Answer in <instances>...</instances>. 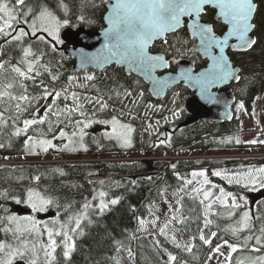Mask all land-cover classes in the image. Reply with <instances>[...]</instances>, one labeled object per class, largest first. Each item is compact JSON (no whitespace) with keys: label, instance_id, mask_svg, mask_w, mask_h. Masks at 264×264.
<instances>
[{"label":"trees","instance_id":"trees-1","mask_svg":"<svg viewBox=\"0 0 264 264\" xmlns=\"http://www.w3.org/2000/svg\"><path fill=\"white\" fill-rule=\"evenodd\" d=\"M9 5H16V0H1ZM58 0H25V4L35 8L37 5L46 4L61 21L67 19L69 26L84 28L87 31L96 32L103 28V16L106 12L105 3L101 0H63L67 5V12L57 7ZM257 5L253 20L257 42L255 48L246 54L235 55L241 65L236 64L241 70L238 83L231 85L230 90L238 103H241L248 117L252 118L254 102L261 95L264 105V0H255ZM27 11V8H23ZM212 11L206 10L202 21L213 25L217 34H222L223 26L215 23L211 18ZM32 15V14H29ZM6 19V17H5ZM32 23V21H31ZM0 25L2 22L0 21ZM17 22H13V28L6 31L12 32ZM26 25L30 29V22ZM5 35L0 34V49L5 54L2 59L15 60L14 56L4 49L31 48L34 52L32 58H36L34 71L28 73L31 79H23L13 72V66L9 61L0 64V91H6L10 96H28V101L12 100L9 96L0 98V158L6 160H27L25 142L28 137L36 139L48 138L51 131L43 124L30 127L26 133L14 135L20 128L22 119L36 110H41L44 102L51 100L56 112L66 111L67 97L70 91H76L80 110L91 115H104L105 120L112 119L109 104L113 100L119 101L122 106L121 113L123 125L134 127L136 134V150L142 142L146 152L159 149L175 150L184 149L186 155L198 154V151H211L213 153H228L232 150L244 148L237 146L234 136L239 134L241 127L237 118L230 123L218 124L201 122L195 125H184L188 115L184 108L185 99L190 95L183 86L175 87L167 92L164 99L154 100L148 92L147 86L137 77H132L134 85L129 78L123 75L120 69L109 68L101 76L93 71L79 74L72 69V61L63 58L61 53L54 50L53 46L41 41L28 42L27 37L23 43L17 46L11 41L3 42ZM4 43V44H3ZM5 47V48H4ZM153 53H160L169 61L171 68L183 62H189L196 69L203 68L205 61L194 50L192 41L185 29L175 35L167 37L166 43H158L153 48ZM39 73L37 75L36 73ZM94 79L87 80V76ZM55 77V79H53ZM11 83L12 88L5 85ZM23 83V87H21ZM47 88L52 95L51 99L44 98V89ZM134 91V99L131 100V92ZM61 96L56 98L55 93ZM130 93V95H126ZM93 96V97H92ZM92 99L89 103L87 99ZM101 100L107 105L106 110L101 109L95 100ZM105 100V101H104ZM19 103L22 110L16 108ZM74 107H76L74 103ZM49 109L47 111H49ZM179 113V115H174ZM147 123L148 128L142 130L138 120ZM62 120V119H59ZM255 148V147H254ZM258 148V147H257ZM109 148L99 151L98 154H109ZM197 152V153H196ZM96 156V157H104ZM213 157L209 160L193 159L186 161L167 162H138L116 163L104 162L89 164L74 163H45L46 159L36 165H20L17 168L0 167V243L10 245L12 248L21 247V240L27 243L29 249L33 241H38V264H44L45 257L40 245L44 237L25 234L21 239L12 231L5 232V228H14L15 225L7 221V217L15 215L17 204H23L24 197L29 190H33L45 199L52 201L46 210L55 213L52 221L59 226L66 225L69 234L75 242V250L70 259L63 257L62 236L55 237L58 247L55 253L54 264H126L119 258L120 253H131V264H207L217 247L222 244H230L237 247L232 252L228 264H250V259L264 256V247L257 245L255 237L261 235L260 229L264 227V198L255 201L251 206L247 203V189L241 187L234 180L228 186H223V179L213 177L216 172L224 173L230 167L246 170L253 164L261 165L264 162L252 160L218 159L223 155H207ZM56 161H59L58 159ZM53 162V161H51ZM29 168L34 169L30 171ZM193 171L207 173L212 176L213 185H206L202 191L194 196L185 195L178 200V208L173 215L178 216V229L190 242V251L173 245L169 239L161 234L152 233V238L137 235L139 223L145 221L150 215V208L160 205L165 200V195L177 194L181 196L187 188L188 180ZM213 173V174H211ZM35 177H39L36 180ZM36 181V184L32 182ZM223 186L224 192L230 194L228 204L232 197L240 205L237 209L225 208L217 203V186ZM246 190V192H244ZM204 191H210L211 196L204 199ZM104 192L103 200L108 207L101 212L99 193ZM235 196H232V195ZM19 199L21 202L16 203ZM117 199L115 205L111 200ZM249 199V198H248ZM85 203L89 207L85 210ZM212 207L209 209L208 205ZM86 211V218L81 219L80 228L75 232L74 218ZM229 212L232 214L229 215ZM244 212L251 216V228L233 234L231 229L238 227V221ZM32 214V213H31ZM36 221L51 222L33 214ZM40 220V221H39ZM211 221L206 225L205 221ZM182 221V222H181ZM46 224V223H45ZM82 232V235L80 234ZM215 233L213 236L212 234ZM201 236L210 243H205ZM252 236L245 245V238ZM46 237V235H45ZM253 248L260 250L253 251ZM7 251V249H6ZM163 253L175 257L168 262ZM31 256V253L28 252ZM3 254H0L2 257ZM20 259V258H19ZM26 260V257L24 259Z\"/></svg>","mask_w":264,"mask_h":264},{"label":"snow or ice","instance_id":"snow-or-ice-1","mask_svg":"<svg viewBox=\"0 0 264 264\" xmlns=\"http://www.w3.org/2000/svg\"><path fill=\"white\" fill-rule=\"evenodd\" d=\"M16 5L21 6L20 8L13 7L9 8L7 3H0V13L3 14L4 24L0 25V34L5 36L11 35V32L6 31L7 29L13 28V22H19L18 17L24 16L28 17L29 14H32V23L30 24L31 35L36 36L38 32H46L53 40L56 42H60L59 31L62 26L67 25V19L61 21L54 14V11L51 10L46 4L37 5L35 8L29 7L25 4V0H16ZM205 5H213L215 8L219 9V16H221L224 21H226L231 27L228 34L222 39L219 40L213 35V29L211 26L202 24L197 20H194L191 24L193 28V35L200 36L201 48L203 49L206 55L211 56V49L213 47L219 48L220 55L211 56L212 64L209 66L208 70L204 73H201L198 77H196V82L201 84L202 88H206L207 86L217 82L227 80L229 77L233 75L232 69L229 66L227 60L224 57V48L228 44L229 37L236 36L240 41L242 47L250 48L252 44L255 43V40L249 39V31L255 27L254 24L251 23L254 13L256 11L257 5L253 2V0H115V3L112 7V13L108 17L109 27L107 29L106 35L110 39V43L106 45L111 51L112 57L117 59V62H127L130 65H135L140 67L143 70H151L154 69L157 64L156 62L163 63V57L156 56L151 57L147 55L146 49L149 43L157 38H163L166 33L170 31H174L181 24V17L187 15L192 16L193 14L199 18L202 10ZM27 8V11H23V8ZM57 7L62 9L65 13L67 12V5L63 2V0H58ZM26 22V21H25ZM29 35L23 28L19 29L18 35L14 36L13 39L16 41H21L25 36ZM39 40L43 41L44 36L41 35L38 37ZM114 41V43H112ZM24 57L27 58L29 56H33L31 48H26L23 50ZM21 63L26 64L27 72L22 71L19 67H14L12 69L13 72L17 73L19 77L23 79H31L28 73L34 71V64L32 62H28L26 59L22 60ZM0 68H3V65H0ZM39 75V73H36ZM181 76H185L184 73ZM191 79V77H188ZM55 79V77H53ZM87 80L94 79L93 76L89 75L86 77ZM23 87V83L20 85ZM6 88H12L13 85L11 83L5 85ZM52 95L51 92L48 91L47 88L44 89V98L47 99L48 96ZM126 95H130V93H126ZM5 96H9L12 100H23L28 101L29 97L24 95L20 97L10 96V94L6 91H0V98ZM61 96L60 92L55 93V97L58 98ZM67 98V97H65ZM72 99L76 105L74 109H70L69 111H79L82 108V105L79 103V97L76 96L75 93L72 94ZM89 103H92V99L85 98ZM95 103L100 105V108H106L107 105L103 103L101 100H95ZM242 106V105H241ZM16 108L18 110H22L19 103L16 104ZM50 111V109H49ZM82 116L83 112L80 113ZM174 115H179V113H174ZM97 123H110L112 125V133L109 134L110 137L116 138L118 141L122 142V146H131V132L132 129L128 125H121L115 117L111 121H95ZM43 124L44 119L36 120L29 119L24 121V127L22 129H17L14 135H20L21 133H26L30 126L34 124ZM92 120L87 121H77V124H82L83 128H88ZM83 128L79 130V135L81 141L83 140L84 132ZM75 136L76 133H73ZM61 137L65 136V133L61 131ZM72 141L69 140V144ZM254 143V141H253ZM37 147H40L42 151L47 152L50 147H53L52 142L45 139L34 140L32 137H28L25 142V148L29 151H35ZM65 148L68 145L64 146ZM83 147V144H81ZM259 173H264V168L257 170ZM216 176H221L220 172L214 173ZM193 176H205L204 172L193 173ZM253 177V173L251 170L245 175L244 179L255 185L257 180L255 178L249 179ZM36 180H39V177H35ZM235 177L229 178V183L232 182ZM237 183H240V180H236ZM191 183V181H188ZM209 181L207 179L204 180V184H208ZM248 183H245V187L248 186ZM264 186V184H262ZM197 191H201V189H197ZM6 195V194H0ZM101 197L100 202V211L103 212L108 204L104 202L103 197L105 196L104 192L99 193ZM212 193L210 191H204V199L207 200ZM230 194L225 193L224 190L220 189V195L216 197L217 200L225 208L237 209L240 205L236 202V198L232 197V202L228 204V197ZM19 199L16 200V203H20ZM119 201L117 199H113L110 201L112 205L117 204ZM27 203L34 210H44L47 205L51 204L52 201L49 199H45L40 196L39 193L29 190L27 193ZM89 207V204L85 203L84 209L86 210ZM212 207L211 204L208 205L210 209ZM232 213L229 212V215ZM86 218V211L81 213L80 215L70 218L75 220V228L71 229L72 232H75L80 228L81 219ZM7 221L10 224L15 225L14 228H5L4 231H12L13 234L17 237V239H21L25 234L39 237L42 235L41 228L39 222L36 221L32 217H17L15 215H10L7 218ZM173 219H176L173 216ZM182 222V221H181ZM206 225L211 223V221L206 220ZM251 228V216L249 212H244L241 216V219L238 221V227H233L231 229L233 234H237L238 232L250 229ZM44 232L47 233V244H41L40 249L43 251V255L45 257L44 264H54L56 261V250L59 246L55 237L62 236L63 239L61 241L63 245V257L65 260L70 259L71 253L75 250V242L73 240L72 235L69 234V230L66 225H60V230H57L55 227H48L45 225ZM261 235L255 237V241L257 245L264 247V227L260 229ZM82 235V232L80 233ZM213 236L215 233L212 234ZM201 239L204 240L205 243H210V241L206 240L204 236H201ZM253 239L252 236H248L245 238V245H247L248 241ZM22 248L16 247L12 248L10 245H6L4 243H0V254H3L0 257V264H13L14 259L19 257L20 259H24L25 253L30 252L31 257L26 261V264H38L39 254L37 252V243L38 241L32 242L31 249L28 248L27 243L21 240ZM179 247V244H177ZM232 252L237 251V247L233 245H229ZM7 249V251H6ZM191 250L190 248L188 249ZM253 251H259V248H253ZM216 251H219V247H217ZM170 260H175V257L170 256ZM250 264H264V256H258L254 259H250Z\"/></svg>","mask_w":264,"mask_h":264},{"label":"water","instance_id":"water-1","mask_svg":"<svg viewBox=\"0 0 264 264\" xmlns=\"http://www.w3.org/2000/svg\"><path fill=\"white\" fill-rule=\"evenodd\" d=\"M105 5V15L103 17V29L97 32L87 31L83 28L75 29L72 27H65L60 32V40L66 43L69 47L62 48L63 56L65 58L74 59L75 63L73 70L85 71L92 70L101 74L103 70L107 68L122 69L127 75H134L141 79L148 87V92L154 100L164 99L167 92L174 87L183 86L190 91V95L185 99L184 108L188 115V120L184 125H195L201 122L211 123H230L235 118L234 107L237 103L234 94L229 89L231 85L238 83L241 70L238 66H235L229 56L230 53L246 54L251 52L255 46L257 39L253 35L254 29L249 31V39L255 40L250 48L242 47L241 41L236 37H229L228 44L224 48V57L227 60L229 66L232 69L233 75L227 80L217 81L206 88H202L201 84L196 82V77L201 73L208 70L212 64L211 56H219V48L213 47L211 56L206 55L201 48L200 36L193 35V28L191 24L194 20L198 19L199 23L206 24L212 27L213 35L222 40L229 32L230 25L219 16V9L213 5H205L199 18L195 14L192 16L181 17V24L174 31L166 33L163 38H157L152 40L147 49V55L151 57L161 56L163 57V63L156 62L157 66L151 70H143L135 65H130L127 62H117L115 57H112L111 51L106 45L110 43L109 37L106 35L109 27L108 17L112 13V7L115 0H101ZM255 3V1L253 0ZM206 10H211L215 14L214 20L221 22L225 27V31L222 34H217L213 25L203 22L202 17L205 15ZM257 10V8H256ZM254 13L251 23L255 17ZM181 29H186L190 38L195 41V52L206 62L203 68L197 69L189 62L183 61L176 65L174 72L170 70L169 61L165 56L160 53H153L151 50L155 44L166 42V38L176 34ZM114 43V41L112 42ZM184 73L185 76H181ZM188 77H191L189 79ZM50 102H47L44 106L46 110L50 106ZM14 211L18 215H25L27 211L21 206H15ZM55 218V213L48 212L42 216V219L49 220ZM15 264H25L23 262H17Z\"/></svg>","mask_w":264,"mask_h":264},{"label":"rangeland","instance_id":"rangeland-1","mask_svg":"<svg viewBox=\"0 0 264 264\" xmlns=\"http://www.w3.org/2000/svg\"><path fill=\"white\" fill-rule=\"evenodd\" d=\"M38 33H44L47 34L46 32H38ZM47 36L49 38L50 37L48 34ZM236 54H232L231 55V59H233L234 62H236V64L241 65V63L239 62V60H237L236 58H233ZM51 99V98H48ZM45 103V102H44ZM242 104H238L235 108V114H236V118L239 121L241 130L239 132V134L234 136L235 139V143L237 146H242L244 148H240V149H235L232 150V152H228V153H224V152H217V153H213L211 151H198L200 153L198 154H193L190 155L191 160L193 159H201V160H209L211 158L209 157H205L206 155H223L221 156L220 159H240L241 157H249L252 155H259L262 154L264 155V105L262 104V98L261 95L258 96V98L255 100L254 102V110L252 113V118L248 117L245 109L243 107ZM52 112H56L57 110L54 109L52 107ZM78 112V116L79 120H76L74 123H76L77 121H82V115L80 114L81 112H83V110H79L76 111ZM69 113V94L67 96V105H66V111L60 112L59 117L62 120L57 119L58 124L55 126V129L57 130V133L60 134L61 131L63 132H67L68 133H76L77 131L79 132V130L81 128H83L82 124L73 126L72 128L69 127V119L67 118V114ZM85 116L86 113H85ZM2 117L0 116V119ZM33 119V118H31ZM138 122L141 124L142 130L147 129L148 125L147 123H145L144 121H142L141 119L138 120ZM106 125V124H103ZM107 127H109L112 130V125H106ZM75 127V128H74ZM67 139H58L57 136L55 138V141L52 145L53 147H50L48 149L47 152H44L41 150L40 147H37L35 149V151H27V160H33V161H39L40 159H46L47 161L51 162H64V161H74V160H78V159H90L92 156H86L84 154H80L79 156H74L72 157V154H77L80 151V146L78 144H74L68 143V147L65 148L64 146L62 148L58 147V143L59 142H66ZM254 141V143H253ZM255 147V148H254ZM258 147V148H257ZM71 148H73L74 150L71 151ZM52 150H55V152H52ZM140 151L137 152L138 155H140ZM197 153V152H196ZM131 152L126 151L125 153H116L114 155H109V156H105V158H112V159H116L121 157L122 159L128 158L131 156ZM33 158H30V157ZM81 157V158H80ZM96 159L100 158V157H95ZM104 158V157H102ZM59 161H56V160ZM245 159H249L251 160L252 158H245ZM26 161V160H24ZM133 161V160H132ZM134 161H141L139 158H135ZM178 160L176 159L173 162H177ZM85 163V162H84ZM126 163H133V162H126ZM74 164H81V163H74ZM264 168V167H258L256 164L251 165L250 168L246 169V170H242V169H238L236 167H230L229 170L225 171L224 173H221V176H216L213 173V177L218 178H222L223 179V186H228L229 185V178L231 177H235L236 179H233L235 183L236 180H240V183H238L241 187L245 186V183H248L247 180L244 179L245 175L251 170V172L253 173V177L249 178V179H253L255 178L257 180V183L255 185H252L251 183H248V186L251 189H247L248 193H247V203L251 206V204L255 201L260 200L261 198H264V186H262V184H264V173H259L257 170ZM193 173H200V171H193L190 175V178L188 181H191V183H188L187 188L184 190V192L182 193L181 196H178L177 194H168L165 195V200L162 204L157 205V206H153L150 208V215L149 217L145 220V221H141L139 223V227L137 230V235L138 237L140 236H147L149 238H152V233H156V234H161L166 236L169 241H171V243L177 246V244H179L180 248H183L185 250H188L191 242L190 240L185 237L180 230L178 229V216L173 215L174 213H176L177 208H178V200L180 198H182L185 195H191L194 196L197 192V189H201V191L204 189V187L206 185L211 184V186L213 185V182H211L213 179L212 176H210V179L207 176V173H205V176H193ZM207 179L209 181L208 184H204V180ZM232 180V181H233ZM187 181V182H188ZM33 184H36L37 182L34 181L32 182ZM218 190H220L221 188L223 189V186H219L216 185ZM224 190V189H223ZM244 192H246V190H244ZM28 193V192H27ZM220 191H217V194H219ZM232 196H235L234 194ZM27 198V194H25V196ZM230 197V195H229ZM249 198V199H248ZM220 204V201L217 200ZM18 206L23 207L24 209L29 211V217H32L33 214L36 216H40L42 217L44 214L50 212V210H46V208L42 211L40 210H34L31 206H29V204L26 202H24L23 204H17ZM32 213V214H31ZM173 216L176 217V219H173ZM33 218V217H32ZM53 219H51V222H39L40 228H41V232H42V236L44 237L43 239V244L46 245L47 244V233L43 231L45 225H47L48 227H55L57 230H59V226L55 223V221H52ZM46 223V224H45ZM46 235V237H45ZM63 239V238H62ZM61 239V240H62ZM230 244H222L221 246H219V251H216L211 255L210 260L207 264H228L229 262V258L231 256V248L229 247ZM23 250V248H22ZM164 259L168 262H172L173 260L169 259V255L163 253ZM25 257L26 260H22L19 259V257H17L16 259H14L13 264L17 263V262H23L26 264V261L31 257L28 252L25 253ZM119 258L125 262L126 264H131V253L127 252V253H120L119 254Z\"/></svg>","mask_w":264,"mask_h":264},{"label":"flooded vegetation","instance_id":"flooded-vegetation-1","mask_svg":"<svg viewBox=\"0 0 264 264\" xmlns=\"http://www.w3.org/2000/svg\"><path fill=\"white\" fill-rule=\"evenodd\" d=\"M0 3H5V2L0 0ZM214 14L215 13L212 11V13L210 15L211 18L213 19V21L215 23L221 24L220 21L217 22V21L214 20V18H213ZM0 17H3L2 13H0ZM18 19H19V22L17 23L16 27L11 32V35L1 37L3 42H5L6 40H9V41H11L12 45H15V46H17L20 43H23L22 40L18 42L15 39H13L14 36L18 35L19 29L23 28L26 32L29 33V35L25 36V37H27L28 42H34L36 40H39L38 37L43 35L44 36V40L43 41L48 43V44H50V45H52L54 50L57 51L58 53H61V55L63 56V50H61V49L63 47L64 48H68L69 47L63 41L60 40V42L58 43L55 40H53L52 38H49L47 36V34H44V33H37L36 36H32L31 35V31L28 29V27L26 25V22L27 23L30 22V24H31L32 15H29L28 17L19 16ZM0 20H1L2 25H3L4 24V18H0ZM65 27H69V22L67 23V25H64V26L61 27V29L59 31V35H60L61 30L63 28H65ZM223 28L224 29H223L222 33L225 31V27L224 26H223ZM24 49H26V48L4 49L7 53L13 55L15 60H11L9 58L8 59L7 58L2 59V56L5 53L2 52L3 49H0V64H2L4 62V60L5 61H9L11 63V65L13 66V68L14 67H19V68H21L22 71L27 72L26 64L21 63V61L26 59L28 62H32L35 65L36 62H37V59L35 57L32 58L30 56L25 58L24 54H23V50ZM63 58H65V57L63 56ZM65 59H69V58H65ZM69 60L72 61V63H73L72 68H73L75 60L74 59H69ZM86 71H88V70H86ZM86 71H79L77 73L84 74ZM122 73H123L124 76L129 78V81L131 82L130 86L134 85L133 84L134 80H132V78H131V76L134 77V75H131V74L127 75L124 71ZM97 74H99V73H97ZM70 92H71L70 97L72 98V94L75 93L76 91L71 90ZM189 93H190V91H189ZM134 96H135L134 91H132L131 92V96H130L131 100L134 99ZM48 101H51V100H48ZM74 108H75L74 107V102H72V101L69 102V110L70 109H74ZM103 109L106 110V108H103ZM121 109H122V106L119 103V101L113 100L112 102H110L109 110H110V113L112 115V119H113V117H115L116 120H118L119 123L121 125H123L122 121L126 117H122V115H121L122 110ZM42 110H43V108L41 110H36L33 113L28 114L27 116H25L22 119L21 126H20L19 129H22L24 127V121L25 120H29L31 118L36 119V120L44 119V122H45L46 126H48L49 130L51 131L50 136L48 138H46L45 140H49V141L53 140V143H54L56 136H57L58 139L66 138L67 139L66 142H59L58 143V147L59 148H62L63 146L68 145L69 140H71L72 143H74V144H78L80 147H81V144H83V147L80 148V151L77 154H72V157L79 156L80 154H84L86 156H92V157H96L98 155H108L109 156V155H114L116 153H121L123 151H133L136 148V134H135V130H134V127L132 126V124L128 125L132 129L131 137H130L131 138V146H122V142L121 141H118L116 138L110 137L109 134L112 133V130L109 127L106 126V125H109L110 123H108L106 125H103L105 123H97V122H95V121H111L112 119L105 120L104 115L94 116V115H91V113H89V112H87L86 113L87 116H85V113L83 112L84 115L82 116V121L92 120L93 123H91V125L88 128H83L84 136H83V140L81 141L78 131L76 132L75 136L73 135V133H68V131L66 133L64 132L65 133L64 137H61L60 134L57 133V130L55 129V126L58 124L57 119H61L59 117L60 112H50V111H47V109L44 110V111H42ZM78 114L79 113L76 112V111H69V113L67 114V118L69 119V127L72 128L73 126L79 125V124H77V122L74 123L76 120H79V117H77ZM0 116L2 117L1 114H0ZM37 124H39V123H37ZM37 124H34V125L30 126V127H33V126H35ZM32 138L34 140H40V139H36L34 137H32ZM41 139H44V138H41ZM106 148H109V150L112 151V152H110L109 154H98L99 151H102V150H104ZM73 150L74 149L71 148V151H73ZM52 152H55V150H52ZM30 158H33V157L31 156ZM89 161H90V159L74 160V162L81 163V164H89L90 163ZM37 162L38 161L27 160V161H24V162H20V164L32 166V165H36ZM45 163H54V162H45ZM20 164L14 166L13 168H17L18 166H20ZM29 170L33 171L34 169L29 168Z\"/></svg>","mask_w":264,"mask_h":264},{"label":"built area","instance_id":"built-area-1","mask_svg":"<svg viewBox=\"0 0 264 264\" xmlns=\"http://www.w3.org/2000/svg\"><path fill=\"white\" fill-rule=\"evenodd\" d=\"M264 158V155H252V156H249V158ZM242 158H246V157H242ZM153 160H157V161H166V160H169V157L167 156H163L162 152H161V156L158 157V158H155Z\"/></svg>","mask_w":264,"mask_h":264}]
</instances>
